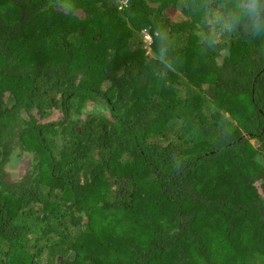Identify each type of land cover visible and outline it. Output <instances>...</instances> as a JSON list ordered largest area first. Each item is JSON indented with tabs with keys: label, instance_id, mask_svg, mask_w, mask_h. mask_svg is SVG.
<instances>
[{
	"label": "trees",
	"instance_id": "trees-1",
	"mask_svg": "<svg viewBox=\"0 0 264 264\" xmlns=\"http://www.w3.org/2000/svg\"><path fill=\"white\" fill-rule=\"evenodd\" d=\"M198 25L179 0H0V264H264V41L201 56Z\"/></svg>",
	"mask_w": 264,
	"mask_h": 264
},
{
	"label": "clouds",
	"instance_id": "clouds-1",
	"mask_svg": "<svg viewBox=\"0 0 264 264\" xmlns=\"http://www.w3.org/2000/svg\"><path fill=\"white\" fill-rule=\"evenodd\" d=\"M179 6L199 20L197 26L198 54L207 56L233 38L246 37L264 41V0H179ZM145 32L150 36L145 37ZM160 32L157 48L147 56L158 74L175 71L179 56L175 54L177 42L163 25H157L154 35ZM143 46L150 49L152 35L147 29L141 31ZM227 55V51H224Z\"/></svg>",
	"mask_w": 264,
	"mask_h": 264
},
{
	"label": "rangeland",
	"instance_id": "rangeland-1",
	"mask_svg": "<svg viewBox=\"0 0 264 264\" xmlns=\"http://www.w3.org/2000/svg\"><path fill=\"white\" fill-rule=\"evenodd\" d=\"M150 52V49L147 50V53ZM254 141V139H251ZM31 167V158L29 152H23L21 155H16L10 159L6 165V169L9 173L11 179H19L30 170Z\"/></svg>",
	"mask_w": 264,
	"mask_h": 264
},
{
	"label": "built area",
	"instance_id": "built-area-1",
	"mask_svg": "<svg viewBox=\"0 0 264 264\" xmlns=\"http://www.w3.org/2000/svg\"><path fill=\"white\" fill-rule=\"evenodd\" d=\"M121 1V3H126L127 2V0H120ZM145 37H146V39H148L149 40V38H150V36L145 32Z\"/></svg>",
	"mask_w": 264,
	"mask_h": 264
}]
</instances>
